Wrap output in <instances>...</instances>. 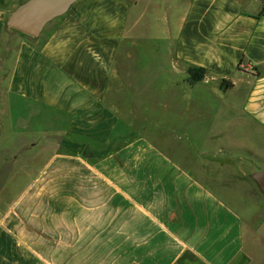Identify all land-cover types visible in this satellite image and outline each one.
I'll return each instance as SVG.
<instances>
[{"label":"crops","instance_id":"0c3cea01","mask_svg":"<svg viewBox=\"0 0 264 264\" xmlns=\"http://www.w3.org/2000/svg\"><path fill=\"white\" fill-rule=\"evenodd\" d=\"M262 3L76 0L39 43L6 25L0 0V264H255L246 246L263 239L254 218L264 207L241 215L236 196L231 205L202 180L218 172L164 153L151 139L170 129L159 118L129 138L123 123L160 108L161 82L217 85L232 91L220 123L237 135L205 152L239 178L258 170L249 159L264 160ZM193 66L205 74L189 86Z\"/></svg>","mask_w":264,"mask_h":264},{"label":"rangeland","instance_id":"374dc122","mask_svg":"<svg viewBox=\"0 0 264 264\" xmlns=\"http://www.w3.org/2000/svg\"><path fill=\"white\" fill-rule=\"evenodd\" d=\"M23 1L1 0L4 4H8L9 12ZM54 20L48 22L42 29L39 34V43L42 42L46 33L53 26ZM176 75L179 76V73ZM159 86L161 92L164 93L162 95L164 100L161 99L162 104L169 100L170 103L171 100H174L175 103L170 105V108H164L162 104L160 108L145 107L143 112L146 114L125 115L123 126L126 133L128 132L127 137L140 132L142 126L150 124L149 120L152 117L159 118L170 129L167 130L161 125L158 130L151 132V139L163 149L164 153L193 172H218L219 179L203 178L202 180L231 205L233 204L231 202L232 197L236 196L238 201L236 206L241 215H244L242 213H246L244 212L245 209L251 205H255V208L264 207V193L250 176H246V178L237 177V173L233 172L230 163H219L214 153L205 152L214 151L222 145L234 144L237 132L233 130L232 123L226 122L223 129V124L220 123L221 118L224 116L227 119V114L231 112L232 91L222 93V90L219 91L218 86L214 84L210 86L211 91L208 92L201 87L190 88L186 84H179L177 88H174L172 84L171 88H168V83L161 82ZM144 102L146 103V100ZM222 113L226 115H222ZM25 116L27 117V112L23 113L19 122L16 123L17 127H20L21 123L27 122ZM22 126L25 127L24 124ZM143 131H147V129L143 128ZM22 138L26 139L24 132L21 135ZM188 138L192 140L195 147L192 146ZM249 161L258 169L264 170V160L250 158ZM223 177L225 178L223 179ZM232 189H235L236 193H232ZM221 190L225 193H221ZM257 214L254 223L261 225L263 239L257 236L252 242H247L246 247L249 251L256 253L255 264H264V209L257 210Z\"/></svg>","mask_w":264,"mask_h":264},{"label":"water","instance_id":"95a60500","mask_svg":"<svg viewBox=\"0 0 264 264\" xmlns=\"http://www.w3.org/2000/svg\"><path fill=\"white\" fill-rule=\"evenodd\" d=\"M75 1L24 0L8 13L6 25L26 36L38 37L48 22L63 15ZM250 177L264 193V170H255Z\"/></svg>","mask_w":264,"mask_h":264},{"label":"trees","instance_id":"16d2710c","mask_svg":"<svg viewBox=\"0 0 264 264\" xmlns=\"http://www.w3.org/2000/svg\"><path fill=\"white\" fill-rule=\"evenodd\" d=\"M259 14L264 15V0H263L262 7H261ZM187 72H188V76H187L186 81L189 86H192L196 82L203 79L204 74H205V69L203 67L193 66V67H189ZM221 85L225 86L226 88L231 87V83L227 82L226 84V80L224 79L221 81Z\"/></svg>","mask_w":264,"mask_h":264}]
</instances>
